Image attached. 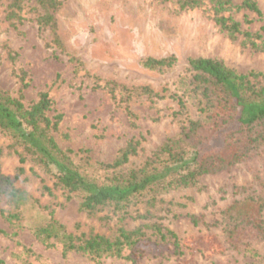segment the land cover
Masks as SVG:
<instances>
[{"label": "rangeland", "instance_id": "rangeland-1", "mask_svg": "<svg viewBox=\"0 0 264 264\" xmlns=\"http://www.w3.org/2000/svg\"><path fill=\"white\" fill-rule=\"evenodd\" d=\"M59 1L61 48L52 42L49 28L36 22L41 13L37 0H26L22 19L13 23L3 20L0 2V87L17 95V73L24 71L28 82L22 90L24 102L47 91L52 100L49 115H61L53 136L62 148L73 151L76 161L86 157L92 165L111 162L131 138L138 139L136 154L121 166L125 170L141 163L190 120H206L204 99L190 83L189 58L212 57L238 72L264 73V51L243 46L241 34L231 39L220 30L208 5L179 10L172 0ZM255 1L262 16L235 7L226 15L238 20L242 30L255 32L264 23V0ZM169 54L177 60L163 71L142 64L148 56ZM108 80L148 85L165 97L154 102L144 96L130 99L136 115L132 120L120 102L121 93L112 95L104 86ZM171 95L179 96L184 108ZM11 144L12 139L0 130V173L26 192L29 204L20 208V221L12 223L5 218L7 211H14L12 205L0 200L2 264H96L88 253L64 255L60 243L36 238L29 227L50 218L76 236L97 233L114 238L120 227L138 230L147 241L140 264H264L262 234L243 223L235 227L222 214L235 200H264V144L246 160L200 176L194 185L136 198L121 211L93 214L79 208L78 195L67 200L53 177L33 161L21 163ZM43 184L51 193L43 191ZM193 215L200 217L196 223ZM261 218L264 227V207ZM154 225L163 233L174 232L179 244L171 243L170 234L162 239ZM217 245L222 251L214 250ZM126 255L123 250L121 256H103L97 264H133Z\"/></svg>", "mask_w": 264, "mask_h": 264}, {"label": "trees", "instance_id": "trees-1", "mask_svg": "<svg viewBox=\"0 0 264 264\" xmlns=\"http://www.w3.org/2000/svg\"><path fill=\"white\" fill-rule=\"evenodd\" d=\"M25 1L0 0L4 5L3 20L10 23L20 21ZM172 1L179 10L208 5L211 18L220 30L231 39L241 34L243 46L264 51V23L255 32H250L242 30L240 22L230 14L226 15L235 7L262 16L255 0H240L238 4H233L232 0ZM37 3L41 13L37 15L36 22L40 27L49 28L52 42L61 48L56 19L60 1L37 0ZM246 22L250 20L246 19ZM9 57L14 58L10 54ZM176 60L174 54L160 58L148 56L142 64L145 68L163 71L171 68ZM187 71L193 88L198 90L204 99L206 120H190L176 136L166 138L141 163L125 170L121 169V166L128 162L130 156L136 154L140 144L138 139L131 138L111 162H96L92 165L86 157L74 160L73 151L62 148L53 136L61 115H49L52 100L48 92L40 91L37 98L29 103L23 101L22 90L28 86L24 71L17 73L20 81L17 95H12L0 87V130L12 139L11 146L14 151L20 153L21 163L30 159L52 176L54 186L66 193L67 200L73 195H78L80 209L90 214L121 211L136 198L194 185L200 176L242 162L264 144L263 72H238L222 60L212 57L189 58ZM104 86L112 95L115 91L121 93L123 98H120V102L124 104L132 120L136 115L129 107L130 99L144 96L154 102L155 99L165 97L148 85H127L108 80ZM171 97L177 100L180 109L184 108V102L179 96ZM23 170V167H18L19 172ZM97 171L101 173L98 174ZM42 189L51 193V188L45 184ZM2 198L10 202L14 209L7 211L5 218L12 223L19 222L20 208L29 204L28 195L14 186L12 178L0 173V200ZM263 207L262 198L245 197L224 208L222 214L230 219L235 227L243 223L259 231L264 238L261 218ZM0 210L3 212V209ZM191 218L196 223L200 217L193 215ZM154 226L162 239L170 234L173 237L171 243L179 244L174 232L166 230V233H163L158 225ZM29 229L42 242L60 243L64 255L71 251L88 253L96 264L103 256H121L123 250H127L126 257L133 264H140V258L147 245L146 239L141 238L142 234L138 230L128 231L122 227L114 238L97 233L88 236L81 233L76 236L67 232L63 225L53 218L43 223H35ZM214 250L222 251V248L217 245Z\"/></svg>", "mask_w": 264, "mask_h": 264}]
</instances>
